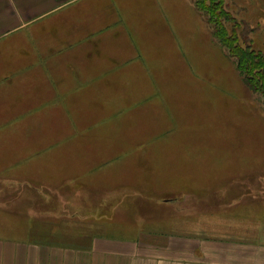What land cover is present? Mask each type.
<instances>
[{
  "label": "rangeland",
  "instance_id": "obj_1",
  "mask_svg": "<svg viewBox=\"0 0 264 264\" xmlns=\"http://www.w3.org/2000/svg\"><path fill=\"white\" fill-rule=\"evenodd\" d=\"M190 1L157 0L165 15L121 23L104 77L92 78L86 43L46 54L38 49L47 45L27 54L20 44L0 45V197L25 190L40 202L26 203L25 193L22 208H7L18 197L0 198L2 235L6 222L21 224L29 212L68 215L63 201L76 197L116 204L97 218L104 229L95 234L123 238L151 225L173 231L176 212L160 216L157 205L186 203L247 174L240 184H263L264 97L246 86ZM221 9L228 20L217 9L218 21L225 34L233 28L238 48L264 55V0H224ZM111 80L120 93L101 104ZM48 185L55 189L43 190ZM263 208L237 211L259 216Z\"/></svg>",
  "mask_w": 264,
  "mask_h": 264
},
{
  "label": "crops",
  "instance_id": "obj_2",
  "mask_svg": "<svg viewBox=\"0 0 264 264\" xmlns=\"http://www.w3.org/2000/svg\"><path fill=\"white\" fill-rule=\"evenodd\" d=\"M157 5V0H0V45L14 48L20 44L26 49L24 54L32 47L47 45L37 48L46 54L86 43L84 56L96 65L98 73L92 72V78L104 77L116 56L111 48L120 47V24L130 16L151 20L159 11L165 15ZM111 85L115 86L112 80L101 104L115 100L111 96L120 93ZM260 174L263 184L259 187L247 181L239 183L240 178L251 176L247 174L229 179L227 188L202 197L190 195L186 203L181 200L176 205L169 199L168 204L157 205L156 211L160 210V216L176 212L173 231L155 225H151L154 229L136 227L132 235L123 238L95 234L104 229L97 218L111 215L116 204L108 199L67 198L70 201L63 202L70 207L68 215L39 218L29 212L19 217L21 224L6 222V236L0 233V264H264V214L237 211L253 204L263 208L264 172ZM6 192L0 198L18 197L8 201L7 208H22L25 193L31 197L26 203L32 202L34 207L40 203L39 197L33 198L25 190ZM199 207H209V213L196 210Z\"/></svg>",
  "mask_w": 264,
  "mask_h": 264
},
{
  "label": "trees",
  "instance_id": "obj_3",
  "mask_svg": "<svg viewBox=\"0 0 264 264\" xmlns=\"http://www.w3.org/2000/svg\"><path fill=\"white\" fill-rule=\"evenodd\" d=\"M224 0H195L194 7L201 14L206 15L207 22L212 26V35L215 40L226 49L228 55L235 60L236 68L243 75L246 86L254 93H260L264 97V55L255 51L250 46L243 50L234 42L233 28L230 34H225V28L218 21L217 9L224 12L227 19L228 13L222 11ZM228 20V19H227ZM234 42V44H233Z\"/></svg>",
  "mask_w": 264,
  "mask_h": 264
}]
</instances>
